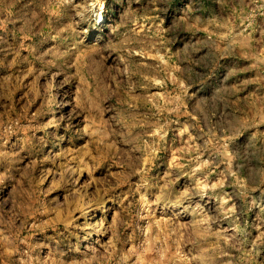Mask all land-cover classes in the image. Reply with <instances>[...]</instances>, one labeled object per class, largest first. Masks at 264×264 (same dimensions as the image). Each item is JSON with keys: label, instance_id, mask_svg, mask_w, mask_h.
Segmentation results:
<instances>
[{"label": "rangeland", "instance_id": "obj_1", "mask_svg": "<svg viewBox=\"0 0 264 264\" xmlns=\"http://www.w3.org/2000/svg\"><path fill=\"white\" fill-rule=\"evenodd\" d=\"M0 264H264V0H0Z\"/></svg>", "mask_w": 264, "mask_h": 264}]
</instances>
